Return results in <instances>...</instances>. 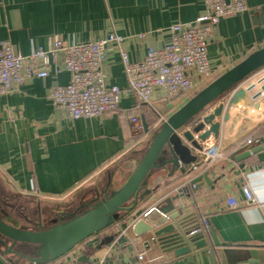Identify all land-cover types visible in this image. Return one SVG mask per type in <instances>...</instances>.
<instances>
[{
  "label": "crops",
  "instance_id": "1",
  "mask_svg": "<svg viewBox=\"0 0 264 264\" xmlns=\"http://www.w3.org/2000/svg\"><path fill=\"white\" fill-rule=\"evenodd\" d=\"M246 3L248 11L224 18L215 26L208 44L214 75L201 89L264 47V0ZM204 10V0H0V42L8 41L17 52L28 55L38 47L49 48L55 39L72 45L117 34L124 37L122 48L129 61L139 62L150 48L160 49L170 42L173 24L193 22ZM102 66L107 86L126 88L124 66L114 46L106 50ZM59 67V62L50 64L46 78L27 80L0 97V172L14 195L61 201L91 185L97 189L92 193L95 198L96 192L103 193L100 182L106 179L107 184L109 174L113 188L126 182L154 132L189 98L171 99L165 90L157 88L149 102H141L136 95L124 92L116 111L96 118L72 119L47 97L51 86L70 81V74L59 72ZM263 76L261 71L238 86L247 91L245 97L226 109L229 120L222 122L219 138L212 135L203 145V149L220 145L222 158L208 164L203 150H192L195 161L185 167V174L176 171L171 176L170 166L158 170L149 179L151 195L134 212L51 264H220L218 255L207 249L178 257L166 246L154 244L153 232L137 236L133 231L134 222L143 212L166 204L179 188L205 173L211 183L191 189L190 196L174 205L184 209L194 226H204L206 220V227L229 245L217 248L218 252L233 250L264 264V150L243 160L232 157L263 143L264 94L256 100L251 98L264 84H259ZM252 85L256 88L248 91ZM234 92L220 102L226 105ZM133 116L140 120L144 117L149 126V132L144 131L140 139L131 131ZM194 164L196 170H192ZM243 186L250 188L256 204L245 203ZM229 196L237 200V208L227 207ZM56 208L49 211L40 207L34 216L23 219L26 225H18L19 218L15 217L9 216L8 221L18 227L37 228L35 223L41 219L48 226L60 212H72ZM203 234L207 241L205 231ZM143 251L146 259L140 262L138 254ZM10 259L29 264L6 255L0 246V264H12Z\"/></svg>",
  "mask_w": 264,
  "mask_h": 264
},
{
  "label": "water",
  "instance_id": "2",
  "mask_svg": "<svg viewBox=\"0 0 264 264\" xmlns=\"http://www.w3.org/2000/svg\"><path fill=\"white\" fill-rule=\"evenodd\" d=\"M264 71V47L250 54L245 60L214 79L207 86L191 97L179 110L164 120L154 132L152 140L137 167L119 188H113L112 175L103 188V193L96 192L101 199H91L82 204L81 209L72 212H60L56 218L44 226L42 219L35 223L37 228L18 227L10 223L9 214L0 211V246L9 256H17L29 264H51L67 255L75 247L90 237L111 227L123 216L134 212L152 193L148 188L149 179L160 169L170 166V175L176 171L185 174V167L195 161L192 150L202 151L203 145L213 135L220 136L222 122L229 120L226 109L236 105L246 95L238 86L250 76ZM264 81L263 78L259 84ZM256 88L252 85L251 91ZM234 92L226 105L220 102ZM264 84L251 98L263 97ZM219 103V104H218ZM216 104H218L216 106ZM144 131L149 126L142 117ZM264 150L263 143L249 147L232 157L243 160ZM210 184L207 174L191 179L178 189V194L166 204L154 206L143 212L133 224L137 236L153 232L152 242L162 244L174 251L176 256H183L195 250L207 249L214 256L218 255L220 264H259L233 250L218 252L217 248L229 245L219 241L211 228L205 227L207 241L202 232L191 234L195 227L188 222L189 215L184 214L181 206L174 202L184 196H190V190H197L202 183ZM171 202V204H170ZM12 264L15 263L10 259Z\"/></svg>",
  "mask_w": 264,
  "mask_h": 264
},
{
  "label": "built area",
  "instance_id": "3",
  "mask_svg": "<svg viewBox=\"0 0 264 264\" xmlns=\"http://www.w3.org/2000/svg\"><path fill=\"white\" fill-rule=\"evenodd\" d=\"M205 10L193 22L175 23L170 27V42L163 48H150L139 62H130L122 48L124 37L111 34L97 42H82L69 45L55 39L49 48L38 47L28 55L17 52L8 42H0V97L19 88L33 78H46L48 66L60 63L58 71L70 74L65 85L55 84L48 89L47 97L53 105L67 112L72 119L96 118L118 109L121 95L130 92L141 101L149 102L153 91L161 88L167 97H191L213 78L209 65L208 44L215 26L224 18L237 16L249 10L246 0H204ZM114 46L119 50L127 79L126 88L107 86L103 70L106 50ZM131 131L137 138L144 135L139 116L130 119ZM209 164L224 156L220 145L210 144L203 149ZM197 165L192 166L196 170ZM245 203L256 204L248 186H243ZM227 207L235 209L238 202L233 196L226 198ZM206 227V220L203 222ZM113 226V225H112ZM120 230L119 226H116ZM197 225L191 234L203 233ZM146 251L138 254L144 262Z\"/></svg>",
  "mask_w": 264,
  "mask_h": 264
},
{
  "label": "rangeland",
  "instance_id": "4",
  "mask_svg": "<svg viewBox=\"0 0 264 264\" xmlns=\"http://www.w3.org/2000/svg\"><path fill=\"white\" fill-rule=\"evenodd\" d=\"M106 181V179H103L100 184L102 183L101 185L105 187ZM96 190L97 189H94L93 187H91V185H88L87 187L75 191L68 198L61 201H51L46 199L18 196L12 194V190L9 188L8 181L0 172V198L2 200H7H5V202L0 201V209L7 212L10 217L19 218L18 225H26V222L23 219L26 218V220H28V217L34 216L35 211H38L40 207L42 209L44 208L45 210H49L50 208L55 209L56 207V209H60L63 207L65 209H71L70 211H73L76 210L84 201L86 202L90 199H93L94 195H92V193ZM22 213L26 215V217H23Z\"/></svg>",
  "mask_w": 264,
  "mask_h": 264
},
{
  "label": "flooded vegetation",
  "instance_id": "5",
  "mask_svg": "<svg viewBox=\"0 0 264 264\" xmlns=\"http://www.w3.org/2000/svg\"><path fill=\"white\" fill-rule=\"evenodd\" d=\"M102 197H103V195H102V196H100V197H96V196H95V198H94V199H96V198H99V199H101ZM5 200H6V199H5ZM5 200H4V199L2 200V199L0 198V201H1V202H5ZM81 206H82V204H81L79 207H81ZM79 207H78L76 210H79V209H81V208H79ZM1 210H2V209H0V211H1Z\"/></svg>",
  "mask_w": 264,
  "mask_h": 264
},
{
  "label": "trees",
  "instance_id": "6",
  "mask_svg": "<svg viewBox=\"0 0 264 264\" xmlns=\"http://www.w3.org/2000/svg\"><path fill=\"white\" fill-rule=\"evenodd\" d=\"M194 95H195V94H194ZM194 95H193V96H194ZM193 96H191V97H193ZM191 97H189V99H190ZM7 220H8V218H7ZM203 228H204V230H205V227H204V226H203Z\"/></svg>",
  "mask_w": 264,
  "mask_h": 264
}]
</instances>
